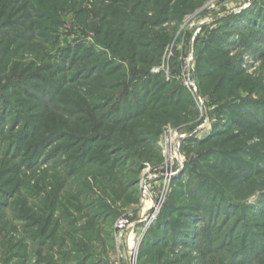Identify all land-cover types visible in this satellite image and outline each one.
Instances as JSON below:
<instances>
[{"label":"rangeland","instance_id":"1","mask_svg":"<svg viewBox=\"0 0 264 264\" xmlns=\"http://www.w3.org/2000/svg\"><path fill=\"white\" fill-rule=\"evenodd\" d=\"M15 1L25 8L19 15L22 18L14 20L19 21L15 28L7 27L2 33L3 26H9L7 22L13 21L7 17L0 19L6 21L0 26V264H4L7 256L5 249L9 237L14 238L10 244L15 245L23 226L27 224L18 214L45 219L49 205L44 202L49 196L53 198L56 195L57 202L51 205L54 206L51 209L55 214L54 220L64 228L65 221H70L69 216L74 211L65 203L69 198L67 196L72 194H80L79 202H83L80 203V211L83 214L112 212L113 219L103 224L105 230L113 231V234L117 221L123 216L143 220L135 227V231L143 234L137 255L148 233H156L153 236L156 246L146 251L142 264H264V180L260 177L247 184L242 180L237 181L245 174L251 176L254 170L264 171V0H183L186 5L191 2L194 6L190 13L181 12L179 0H176L169 5L171 10L165 12L171 18L163 30L171 38L179 39L178 48L184 46L187 50L195 44V50L199 48L200 53L204 48L209 51L204 55L207 60L224 64L234 62L236 68L230 67L226 73L217 75L223 77L224 82L218 88L213 86L212 95L205 93L202 87L200 92L196 82V92L208 100L210 128L199 129L203 123L201 112L199 116L192 109V118L186 123L175 126L167 122L164 126L163 132L165 127L171 126L186 135L180 150L185 163L173 178L160 212L151 223H147V220L153 214V209L144 200L140 180L145 169L157 168L163 163L160 140L152 149L157 153V159L150 151L146 160L138 162V167H131L126 151H120L111 143L97 145L103 139H98V136L89 139L93 136L90 132H78V136L85 134L86 138L72 141L71 136L77 131L65 129L62 126L64 121L61 122L60 118L64 115L69 122L82 115L71 116L76 113H72L74 107L69 103L72 97L66 91H60L59 99L55 97L61 85L82 74V56L95 52L104 55L98 62H115L123 66L126 73L123 87L109 93L108 96L114 98L107 99L103 105L107 107L104 113L108 116L117 114L119 102L140 98L144 87L132 93L131 85L135 79L127 63L113 59L111 51L100 42L103 38L97 35L100 20H104L106 15H114L118 7L123 8L124 1ZM11 6L13 3L7 8ZM37 12L52 20L43 19V22L31 19L46 28L36 32L33 43L25 48L27 41L23 40V44L19 37L11 38L9 40L13 41L9 42L6 36L24 32V26L32 22L28 21L30 16L25 14ZM138 12L136 18H144L141 7ZM157 16L159 14L155 12L150 18ZM173 16L179 18L178 22L174 21L177 19ZM199 35L201 39L193 42V38L196 40ZM70 93L75 94L76 99L80 98L78 93L71 90ZM51 106L53 111L48 112ZM123 107L125 111L133 108L131 105L129 109ZM231 107L246 112L247 117L243 120L247 129L238 128L242 126L236 123L229 134L234 135L232 140H241L231 146L239 145L242 149L205 150L206 147L201 146L189 147L192 139L201 142L210 138L216 124L223 129ZM67 145L68 149L65 148ZM89 145L88 157L97 152L91 148L105 146L107 151L103 156L111 161L110 164L128 163V169L136 172L130 176L138 184L134 186L132 182L125 188L118 184L96 183L82 174L83 185L90 186L87 187L90 192L84 193L90 196V200L84 203L79 185H69L71 181H65L61 175L66 174L71 165L73 168L76 158L74 150L81 153ZM69 154L74 158H70ZM257 164L259 167H256ZM91 169L96 170V167ZM248 177L243 179L247 180ZM55 178L62 179L56 182ZM75 179L78 181V178ZM156 186L159 190L160 185ZM79 202L75 201V205ZM104 205L109 207L103 208ZM14 208L18 213L11 214ZM44 211L46 215H43ZM160 217L162 225L156 227ZM76 226L79 227V223ZM133 231L132 228L125 239ZM123 244L115 239L113 248L107 242L99 254L103 264H130L129 251ZM16 259L13 257L12 261Z\"/></svg>","mask_w":264,"mask_h":264},{"label":"trees","instance_id":"2","mask_svg":"<svg viewBox=\"0 0 264 264\" xmlns=\"http://www.w3.org/2000/svg\"><path fill=\"white\" fill-rule=\"evenodd\" d=\"M115 1H124V7H118L114 15H108V17L106 15L103 17L104 20H100L102 22L99 26L100 28L98 29L97 35L103 38L100 42L111 51V57L113 59H121L123 62L127 63L129 71L135 79L134 83L131 85L132 93H135L139 87H144L139 96L140 98L134 101L129 100L130 102H126L125 100L119 102L117 114L108 116V114L104 113L107 107L103 105L106 103L107 99L114 98L112 95L108 96L109 93H114L119 88L123 87L122 81L126 78V73L123 72L125 68L123 66L120 67V65L118 66L115 62L111 64H108V62H106L107 60L98 62L99 58L104 55L95 52L87 53L82 56L80 59V62L84 63L83 66H80V69L83 68L82 74L75 77L72 81H68V83L61 85L55 97L59 99L58 94L60 91H66L68 96L72 97L69 98V103L74 107L72 113H76L75 116H71L76 117L78 113L82 115L69 122L65 120L64 115L60 118L61 122L64 121L62 126L65 127V129H75L77 131L72 134V141L86 138L85 134H80V136H78V132H90L93 136H90L89 139H93L96 136H98V139H103L99 140L102 142L97 145L106 146L108 145L106 143H111L120 151H126L127 155L130 157V162H128L131 163V167L134 166V168H136L140 160L147 159L150 151L151 153L154 152V158H158L157 153L152 149L159 142L158 140H160L163 128L167 122H171L173 125L178 126L181 122L186 123L192 118V110L200 116V110L191 92L185 88L179 80L181 72L180 58L188 54L191 46H189V44L188 46L190 48L188 47L187 50L184 46L178 48V44L180 43L178 42L179 39L175 40L176 37L171 38L166 34V31L163 30V27L168 24L171 18V16L169 18L165 15V12L171 10L169 5L176 0H113V2ZM12 3L13 6L7 8V5ZM137 7H141V15L144 18H136L137 14H139ZM178 7L181 12L190 13L194 6L191 2L186 5L183 0H179ZM24 9L25 8L18 6L15 0H0V19L7 17L13 21V23L7 22L9 26H3L4 30H2V33H5L4 31L7 27H12V29L13 27L15 28L19 21L17 22L14 20L20 17L19 15L24 12ZM38 10L40 9L38 8ZM50 10L53 11V9ZM151 11L153 13L158 12L159 16L153 19L150 18V15H153ZM25 15L27 17L30 16L28 21L32 22L29 26H24V32H14L6 37H8V40L19 37L21 39L20 41H27L25 48H28L27 46L33 43V39L35 40L36 32L46 29L43 24L36 21L33 22L31 19H40L38 21H43V19L45 21H50L52 19L39 12L31 15L27 13ZM38 16L42 18H37ZM173 17L177 19L174 21L178 22L179 18L177 16ZM20 18H22V16ZM2 21L3 20L0 21V26L4 25V23L6 24V21ZM5 35L6 34H4V36ZM200 39L201 37L199 35L195 41ZM12 41L13 40H9L11 43ZM24 41L21 43L24 44ZM172 46L173 55L170 59L172 76L171 79L168 80L164 71L153 73L152 70L163 65L166 50ZM193 47L195 49V44ZM195 52V77L198 89L202 87L205 93H210L212 95L213 86L218 88L223 85L224 82V78L220 76L217 77V75L226 73L227 69L230 67L236 68V64L234 62L231 64H224L207 60L204 55L209 51H207L206 48L202 49L201 53L200 49L196 48ZM148 89L149 91L146 92ZM70 90L73 93H78L80 98L76 99V95L71 94ZM200 92H202L201 88ZM30 93L31 92H28V94ZM53 102H56V100ZM130 105L133 107L132 110L125 111L123 109V106L128 108ZM52 107L53 106L50 107L48 112L53 111V109H51ZM206 109L208 116H211L208 100L206 102ZM120 110L122 112H119ZM44 111L45 109L43 112ZM227 113H229V117L223 129L219 128L220 125L216 124L214 133L210 138L201 142H196V140L192 139L189 141V147L201 146L206 147L205 150H237L240 147L239 145H231L240 143L241 140H239V138L238 140H232L234 139V135L229 134L231 130L234 129L236 123H239L237 126H242L238 128L247 129V124L243 120L247 117L246 112L231 107ZM249 115L250 113H248V117L253 120V116ZM83 116H86L87 119ZM39 117L42 118L41 116ZM97 119L98 122H96ZM51 128L46 129L50 131ZM105 146L91 148L92 150L96 149L97 152L95 155L89 157L86 154L91 147L90 145L86 150H81V153H78L80 150H74L73 153L76 158H74L72 154H69L70 158L73 157L75 159L73 168L71 165V168L67 170L66 174L61 175L62 178H65V181H71L69 185H79L81 188V195L84 196L82 198L84 203L90 200V196L84 194L89 191L87 187L90 186L83 185L81 180L82 174L96 183L118 184L120 187L125 188L128 184H132L133 182L130 175L136 172H134V170L132 172L128 169V163L121 162L116 165L113 162L110 164L111 161L103 156L107 151L105 150ZM65 148L68 149V145ZM240 148L242 149V147ZM146 149L149 151L146 152ZM81 159L85 160L81 162ZM91 167H96V170H92ZM256 167H259L258 164ZM126 174L129 176H126ZM246 177H248L247 174L237 179V181L239 182L242 180L247 184L260 177L263 178V181L264 171L260 172V169H257L254 170L253 174L249 176L247 180L243 179ZM75 178H78V181ZM61 179L55 178V181L58 182ZM133 183L134 186L138 184L136 181ZM67 197L69 198L65 203H68L74 211H71L73 214H71V217L69 216L70 221H65L64 226L62 225L64 228H61L60 224H57L58 222L54 220L55 214L51 209L54 207L51 205L57 202L56 199H58V197H56V195H53V198L49 196L44 202L45 205H49V213L43 212V215L47 214V216L44 217L45 219H39L29 214H25L24 216L21 214L17 215L22 217L27 224L23 226L21 236H18L15 245L10 244L14 241V238L9 237V244L5 249L7 256L3 261L4 264H13L14 262H16L15 264L104 263L99 257L100 251L104 250L107 242L110 244V247L114 248L115 234H113V231H106L103 223H108L105 221L111 218L113 219L114 215L112 212H103L100 215L93 212L83 214L80 211V203H83L79 202L81 199L80 194H72ZM98 198H100V196H98ZM75 201L79 203L75 205ZM102 207L107 208L109 205H104ZM99 209H101V206ZM31 210V212L34 213L33 209ZM16 211L17 209L14 208L11 214L18 213ZM78 223L80 225L79 227L76 226ZM52 224H54L53 227H51ZM155 225L156 227L162 225L161 217ZM154 235H156V233H153V235H149L148 233L146 235L140 249L139 255L141 256L140 260L138 259V264L143 263L144 255L147 253L146 251L154 248L152 246H156L153 242ZM13 257H17L14 262L12 261Z\"/></svg>","mask_w":264,"mask_h":264},{"label":"built area","instance_id":"3","mask_svg":"<svg viewBox=\"0 0 264 264\" xmlns=\"http://www.w3.org/2000/svg\"><path fill=\"white\" fill-rule=\"evenodd\" d=\"M194 41L195 38H193V42ZM172 55L173 46L166 50L163 65L161 67L154 68L152 72L159 73L164 71L167 79L170 80L172 76L170 69V59ZM180 62L181 72L179 80L193 95L203 118V123L199 129L203 130L205 128H210V125H208L209 116L206 109L207 99L203 98L196 92L195 89L196 52L194 47H191L187 55L180 58ZM185 138L186 135L181 133L179 130L171 126L165 127L159 142L161 154L163 156V163L157 168H147L144 170L143 177L140 180V189L145 197V202L150 203L152 206L151 209H153V214L147 220V223H151L157 218L173 178L184 166L185 159L180 150L182 142H184L183 140ZM156 185H160L159 190H157ZM142 221L143 220L141 219L134 220L132 216L126 215L121 217L116 223L115 239L119 243L124 242L123 245H125V248L129 251V255L131 257L130 264H137V251L142 243L143 234L140 231H135V227L142 224L144 222ZM132 228L134 230L133 233L129 234L127 239H125Z\"/></svg>","mask_w":264,"mask_h":264}]
</instances>
